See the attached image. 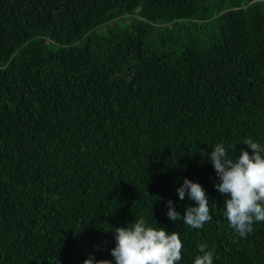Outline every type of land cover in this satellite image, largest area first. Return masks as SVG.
Instances as JSON below:
<instances>
[{"label": "trees", "instance_id": "obj_1", "mask_svg": "<svg viewBox=\"0 0 264 264\" xmlns=\"http://www.w3.org/2000/svg\"><path fill=\"white\" fill-rule=\"evenodd\" d=\"M244 139L264 147V0H0V264H115L141 217L180 234L178 264L201 242L264 264V222L228 226L205 157ZM185 178L201 229L166 215L196 206Z\"/></svg>", "mask_w": 264, "mask_h": 264}, {"label": "clouds", "instance_id": "obj_2", "mask_svg": "<svg viewBox=\"0 0 264 264\" xmlns=\"http://www.w3.org/2000/svg\"><path fill=\"white\" fill-rule=\"evenodd\" d=\"M243 144L251 154L243 149L238 157L230 158L229 149L236 152V145L217 143L205 157L218 178L216 191L225 196L223 216L228 226L245 238L254 229L255 223L264 222V147L244 139ZM180 200L185 196L195 202L194 207H186L183 216L175 211L171 201L167 202V218L172 222L183 221L191 229H201L211 221L209 200L203 187L185 178L177 190ZM156 223V222H155ZM130 225V226H129ZM115 247L110 255L115 264H178L182 259V241L178 232H167L163 227H151L143 217L112 231ZM207 245H198L199 255L193 264H213V252L206 251ZM83 264H111L109 260L96 261L91 255Z\"/></svg>", "mask_w": 264, "mask_h": 264}]
</instances>
